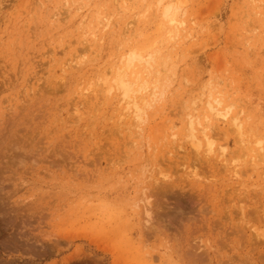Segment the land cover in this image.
Wrapping results in <instances>:
<instances>
[{"label":"rangeland","instance_id":"obj_1","mask_svg":"<svg viewBox=\"0 0 264 264\" xmlns=\"http://www.w3.org/2000/svg\"><path fill=\"white\" fill-rule=\"evenodd\" d=\"M160 1L0 0V264H264V0Z\"/></svg>","mask_w":264,"mask_h":264},{"label":"bare ground","instance_id":"obj_2","mask_svg":"<svg viewBox=\"0 0 264 264\" xmlns=\"http://www.w3.org/2000/svg\"><path fill=\"white\" fill-rule=\"evenodd\" d=\"M162 1V0H161ZM160 1V2H161ZM179 3V2H178ZM178 3L176 2H169L167 3V5L165 6V9H164V15L165 17L171 22L173 23V21L176 20V16L178 14V8H179V5ZM264 43V42H263ZM137 46V45H136ZM142 53V52H141ZM129 54V53H127ZM139 54V53H138ZM147 54V53H146ZM145 55V54H144ZM150 55V54H148ZM147 55V58L146 57H143V58H146L143 60V62H145L144 64V74L142 73H138L136 75L131 76L130 75V71L127 72V69H122L120 67H116L115 69H113V77H114V81H116V83H118V85L120 86V96H121V100L122 102L124 103L125 105V108L126 109H131V112L134 111L135 114L138 116V114L140 113V106L142 105V102L147 99L146 96L148 94V87H149V84H148V78L151 75V71H154L155 73L153 74H158V70L156 68V65H152L153 63L149 64L148 60V56ZM154 55V54H153ZM123 56V55H121ZM126 56V55H125ZM128 57H130L129 60H131L132 58H135L136 56V53L134 52H131L130 56L127 55ZM126 56V57H127ZM156 56V55H155ZM160 56V54H159ZM124 57V56H123ZM139 57V56H137ZM140 57L142 58V56L140 55ZM157 57V56H156ZM163 57V56H162ZM122 59V58H121ZM153 59V57L151 58ZM155 59V58H154ZM163 59V58H162ZM141 60V59H140ZM160 60V59H159ZM165 60V59H164ZM154 61V60H153ZM157 61V60H156ZM155 62V61H154ZM118 63V62H117ZM158 63V62H157ZM132 64V63H131ZM114 65V64H113ZM118 65V64H117ZM130 64H127V68L130 67L129 66ZM136 65V64H135ZM134 65V66H135ZM166 65V64H165ZM116 66V65H115ZM138 66V64H137ZM141 66V65H140ZM149 66V67H148ZM158 66V65H157ZM143 67V66H142ZM135 69V67H133ZM132 70V69H131ZM136 71V70H135ZM161 73V72H160ZM133 74V72H132ZM160 78V77H159ZM105 84V83H104ZM118 86V87H119ZM107 88V87H106ZM220 104H221V100L219 98H215L213 100V102H210L208 101L207 102V109L208 111L210 112V114L212 115H220ZM29 105V104H28ZM263 108V107H262ZM253 109V108H252ZM222 112V111H221ZM228 112H225L224 114H221L223 117H227V114ZM226 114V116H225ZM235 114V113H234ZM233 114V115H234ZM232 115V116H233ZM236 117V116H235ZM238 117V116H237ZM197 124H200L199 122H196ZM194 121H191L190 120V124H189V132L193 138V142L194 143H199L200 140L198 138V136L196 135V131L198 130V128L195 126ZM210 124V123H209ZM213 124V123H212ZM231 125V124H230ZM233 125L235 126V128L237 129V131H239V135H242V130H241V124L239 123V121H237V118H233ZM201 126V125H200ZM233 126V127H234ZM209 127V126H208ZM253 127V126H252ZM200 128V131H201V134L202 136L204 137V140L207 139V143H208V146L211 145V143H213V139L211 138L212 142H210V140L208 139V134H206L205 132V128L204 127H199ZM207 129V128H206ZM243 129V128H242ZM254 130V129H253ZM199 131V132H200ZM208 131V130H207ZM246 131V130H245ZM250 131V130H249ZM198 132V134H199ZM251 132V131H250ZM249 132V133H250ZM244 133V132H243ZM201 136V137H202ZM263 137V136H262ZM242 138V137H241ZM203 140V142H204ZM260 144V143H259ZM214 145V144H213ZM259 149L260 151L262 150L264 152V145L262 143V145L260 144L259 145ZM213 147V146H212ZM209 149V148H208ZM210 150V149H209ZM258 151V150H257ZM213 152V151H212ZM264 154V153H263ZM198 157V156H197ZM262 158L264 159V156H262ZM193 160V159H192ZM209 162V161H208ZM192 163V162H191ZM188 164V163H187ZM242 211V210H241ZM162 213V212H161ZM164 216V215H163ZM165 217V216H164ZM171 217V216H170ZM257 220V219H256ZM168 221V220H167ZM171 225V224H170Z\"/></svg>","mask_w":264,"mask_h":264}]
</instances>
